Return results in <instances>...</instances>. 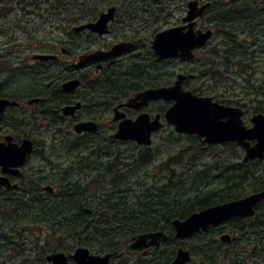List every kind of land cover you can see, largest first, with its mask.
I'll use <instances>...</instances> for the list:
<instances>
[{
	"label": "trees",
	"instance_id": "1",
	"mask_svg": "<svg viewBox=\"0 0 264 264\" xmlns=\"http://www.w3.org/2000/svg\"><path fill=\"white\" fill-rule=\"evenodd\" d=\"M170 1L160 2L161 12L158 20L165 17L164 12L168 16L174 9L171 7L172 4H169ZM86 3L84 0H53V18L40 21L53 23L59 27L58 30L61 34L69 35L71 33L69 28L92 22L101 12L96 8L92 9L93 7ZM156 3L159 5V1ZM211 5L207 20L210 21L211 19V23L220 36L222 46L220 48L213 47L209 52L202 54V57L204 56L201 62L202 70L198 74L203 80H212L214 73L224 67L225 73L229 75L237 71L239 75L237 80L240 81L241 87L245 88L252 79V75H247V72L256 70L259 56L264 54L263 48L257 43L258 38H261V43L264 45V36H261L258 29L256 31L255 26H253L254 24L259 25L257 22L260 21V18L249 21L250 18L245 17H249L250 13L255 11V7L250 5L247 9H242V5H237L234 0H211ZM158 9L155 10L154 8L153 13H157ZM7 10L8 8L5 7L0 12ZM256 11L264 14L262 9ZM256 11L255 13H257ZM258 15L260 16V13ZM152 16L153 20L156 21L155 15ZM231 25H237L243 30H247L246 34L241 35L243 38L240 36L242 44L246 47L238 41L236 33L229 29ZM242 40H251L253 45L247 46ZM53 44L55 45V42ZM134 63L138 67L141 66L139 69L144 73V81L152 80L154 79L153 76L158 74L156 68L155 70L148 69V59ZM131 64L134 65L127 62L105 77L107 78L105 90L107 96L117 95L123 85L129 81L133 82L129 78V72H133ZM139 79L141 80V77ZM237 80L233 79L234 87L238 85ZM154 84L159 86L163 84V81L155 79ZM257 86L254 88V92L264 95V80H260ZM235 102L239 103L240 101L235 100ZM253 110L264 112V106L261 103ZM191 140L197 139L191 138ZM65 149L64 156L69 159L68 166L63 170L57 168L52 177L45 178L43 175H39L27 178L22 176V181L16 190L8 191L0 188V245L4 246L7 237L14 234L15 224H21L20 227H23L24 230H31V235L39 238L35 239L36 243H44L40 248V260L32 261L29 264H45L44 257L46 254L57 251L70 253L74 248L80 246L96 253H111L113 262L116 260L119 264H128L123 260L127 255H130L129 244L137 234L153 230H164L171 233L169 227L171 219H185L196 210L202 209L201 207L214 202L213 196L215 195L212 193L202 197H199V193H196V196H187V192L195 186L194 178L188 185L178 177L158 178L162 172L156 173L152 177L147 175L146 168L152 162L151 147L143 148L131 143H117L109 138L104 141L100 138L88 140L75 137L73 143ZM201 150L198 143L187 145L177 154L175 159L188 158L189 162L193 157L196 159L206 157L207 153ZM171 161L173 159L165 164L163 172L174 170ZM194 164L187 163L186 167H191ZM199 172L203 174L207 171L199 170ZM86 177H92L91 181H86ZM156 179L158 180L156 181ZM42 181L53 183L55 190L53 195L44 194L40 191L39 187ZM117 183L119 184L117 185ZM97 187H99L97 192L100 195L97 194L96 196L94 189ZM256 187L257 184L252 186L250 183L249 191L255 190ZM244 192L241 187L233 185L229 191L225 192L226 200L239 198ZM116 196L119 197L116 198ZM194 197L195 199H193ZM113 198L116 199L115 202ZM119 202L120 204L117 205L116 203ZM13 214L16 216L14 215V217ZM118 217H121V220ZM9 219L11 223L12 221L15 222L12 224L7 222ZM6 225L13 230L11 233L5 232L8 229ZM35 228H38L39 232L32 230ZM40 228H44L45 232L42 233ZM15 234L18 238L21 237L20 233ZM21 239L23 238L21 237ZM9 240L11 241V238ZM198 240L199 243L195 246L197 250L201 248L203 253L207 254L202 253L204 260L210 264L215 263L216 260L209 255L210 247L213 246L211 239L208 236H203L199 237ZM16 244L18 243L9 248V254L20 248ZM173 248L174 245H170L169 256H165L155 264H168L172 253H174ZM5 250L8 249L5 248ZM123 252L125 256L119 257V254ZM22 253L24 252L22 251Z\"/></svg>",
	"mask_w": 264,
	"mask_h": 264
},
{
	"label": "water",
	"instance_id": "2",
	"mask_svg": "<svg viewBox=\"0 0 264 264\" xmlns=\"http://www.w3.org/2000/svg\"><path fill=\"white\" fill-rule=\"evenodd\" d=\"M210 4L198 5L197 0H192L187 4V14L182 19L186 25L171 28L157 33L152 41L151 48L154 53L162 59L180 58L189 60L193 58V51L202 48L211 37V32H194V20L202 17ZM115 9L111 8L106 13H102L94 23H89L75 27L77 32L85 29L103 34L107 32V24L113 20ZM130 44H119L112 48L109 53L97 52L88 57L87 61L102 60L107 57H116L126 51ZM53 59L55 57L53 56ZM185 77L178 75L173 86L149 89L137 94L125 106L130 108H139L146 106L151 101H170L173 106L166 112L165 119L171 124L175 131L184 134H196L205 138V142L217 144L227 141H235L246 151L244 161L255 158H262L264 154V117L257 116L252 119L254 127L246 130L241 123V113L236 109L225 108L213 104L211 99H199L190 92H184L181 88ZM76 82L67 83L63 86L66 91H71ZM4 103L0 101V112ZM75 108H66L63 111L65 116L72 115ZM123 117V116H122ZM120 118L116 114L114 120ZM226 118V122L221 119ZM160 129L157 121L149 122L147 115H140L135 120H124L119 125V130L114 135L118 140L135 141L138 145L149 146L151 144V133ZM97 125L93 122H81L74 126L77 134L83 132H95ZM256 139V146L250 148L246 140ZM33 152L30 142L24 141L21 145L12 144L11 138H5V143H0V168L1 173H8L11 176H18V167L25 163L28 154ZM0 186L15 188L11 186L5 177L0 178ZM48 193L52 192L49 187L44 188ZM264 201V191L260 194L237 201L228 206L208 209L198 214L191 215L185 221L174 220L172 227L175 231V239L191 237L194 234L206 231L210 224L218 223L223 219L234 216H247L252 213V207ZM168 237L161 232L139 235L131 244L132 249L157 246L159 242L167 241ZM224 238L223 241H227ZM68 259H72L77 264H108L110 255L104 257L90 255L87 249L79 248L73 255L66 257L63 253H56L46 258L53 264H68ZM190 260L188 252L179 249L177 256L171 264H186Z\"/></svg>",
	"mask_w": 264,
	"mask_h": 264
},
{
	"label": "flooded vegetation",
	"instance_id": "3",
	"mask_svg": "<svg viewBox=\"0 0 264 264\" xmlns=\"http://www.w3.org/2000/svg\"><path fill=\"white\" fill-rule=\"evenodd\" d=\"M10 1L16 3L19 11L25 16L36 19L53 18V0ZM247 1L249 2L250 0ZM5 2L6 0H0V10L5 8ZM109 7L111 6H108V8ZM115 8L116 14L113 23L117 26L122 24V27L112 39H108L107 37V35L110 34L112 36V33H108L106 36H99L90 32L84 34L82 39L72 38V41L76 43L80 41L85 42L83 46L85 50L84 56H88L95 51H108L113 45L122 42H130L132 44L138 42L139 46H143L141 44L143 40L137 35L140 34L141 30L123 24L125 20H132L133 16L130 18L132 12L128 10L123 11L124 8L118 5H116ZM11 46L14 47L11 48ZM76 48V45H68L62 48L64 50L59 54V51L56 52L55 50L53 52V43L51 41L40 43V45L32 44L28 41L22 46L7 44L0 50V99L9 102V105H7L1 113V124L10 125L7 127L8 129L21 128L20 131L31 136L32 141L37 143L39 140H42L41 137L44 131H53V120L58 124L62 122L65 124L72 121L75 125L79 123L80 118L75 119L79 114L101 115L110 108V110L113 111L115 107L124 105L129 99L133 98L136 93L153 88L141 82L144 79V73L139 68L137 72L135 65L131 64L133 72H129V78L132 79L133 82L129 81V83L127 82V84L122 86V89L118 92V99L108 101L111 95H106L105 77L115 69L123 66V63L132 56L134 49L122 54L115 60L108 59L100 62L86 63L77 67L75 66V61L79 56L77 55V50H75ZM141 49L143 53L145 49ZM53 54L57 56V60L61 58V55L67 57L64 64L69 66V68L65 71L66 76L64 80L70 81L78 79L80 83L73 92L66 93L62 90V82L65 81H61L62 77H58L59 73L56 68L53 67V59L41 58L44 55L53 57ZM149 61L147 63L148 69H154ZM158 61L159 60H157V62ZM160 62L162 61L160 60ZM128 63H130V61H128ZM162 69L163 67H161V72L164 73ZM140 77L141 80L139 79ZM166 86L168 85H161L160 87ZM160 103L164 102H151L146 107H141L139 109L122 107L119 111L129 119H133L142 113H147L153 119L154 115L161 117L160 115L165 109L156 106V104ZM76 105H79V108L73 116H70V120H67L64 116L62 118L58 114L60 112L62 113L65 107H74ZM118 123L119 122H113V124L109 123L110 128L116 130ZM227 144L231 146H227V149L224 148L223 152H229L231 155L234 152L237 158H241L239 154L240 152L243 153L241 148L235 143ZM41 145L44 146V141L41 142ZM215 190L218 191V189ZM259 207H261L258 209L259 218L262 217V219H260V235L257 236V238L261 242L264 241V206L260 205ZM227 226L228 225H222L220 228L213 230V236L220 237L225 234L232 237L231 235L235 233L237 239H242L240 241L244 242L243 235L238 227L235 228L236 231L234 232V229H228L226 228ZM233 242L234 241H232L231 244ZM217 245L218 244H215V246ZM224 245L227 244H220V246ZM226 252H228V249ZM213 256L215 259H220L223 264H233L229 256L225 255L224 252H220V255L219 253H213ZM253 260L255 262L257 261L256 259ZM262 260H264V256ZM235 264H246V260H238Z\"/></svg>",
	"mask_w": 264,
	"mask_h": 264
},
{
	"label": "rangeland",
	"instance_id": "4",
	"mask_svg": "<svg viewBox=\"0 0 264 264\" xmlns=\"http://www.w3.org/2000/svg\"><path fill=\"white\" fill-rule=\"evenodd\" d=\"M156 1H159V5H157ZM202 1H206V0H202ZM93 2L95 3L89 2V5H88L90 7L94 6L92 9L96 8V10L104 11L110 5L119 4L120 7L124 8L123 9L124 11L128 10L129 12H132L130 14V18L133 15H138V18L135 21H132V26L137 27L139 30H141L140 34L138 35L144 41L146 48H148L149 45L148 43L146 44V40L147 39L150 40L153 33L171 28L179 24L178 22H180L182 16L184 15L183 8L185 7L187 0H171L169 4L170 5L172 4L171 7L174 9L170 12V14L165 20H160V21L158 20V18L160 17V12H161L160 2H166V0H93ZM4 7H7L8 10L5 12H0V50L4 48L7 44L22 46L28 41H30L32 44H39V45L40 43L49 42V41H51L52 43L57 42L58 45L65 44L69 41L68 36L66 37L63 32H62L63 34L59 32L58 26L50 25L47 22L42 23L39 19L37 20L36 18L25 16L19 11L18 5L16 3H13L10 0H6V2L4 3ZM154 8L155 10L159 8L157 13H153ZM142 10L144 11L142 12ZM153 14L155 15L157 19L156 21H153L152 19ZM258 14L259 12L255 13L254 11L250 13L249 17H245V18H250L249 19L250 21L252 19H258L259 17L260 21L257 22L259 23V25L254 24L253 26H255L256 31L258 29V32H260L261 29L264 30V26L261 25L262 17L264 15L259 16ZM127 22H129V20ZM202 23L205 26L207 25L205 21H202ZM21 28L24 29L25 31H23ZM117 28L118 27L116 25L113 26L112 34L116 33ZM69 29L71 30L72 28H69ZM14 31H18V32H14ZM107 37L110 38L111 34L107 35ZM241 38H243V36H241ZM12 47L14 46H11V48ZM60 47H63V46L61 45ZM167 65H169V67H167V72L169 73V80L171 81L174 80L175 73L177 74V73L182 72V73L198 74V72L202 69L201 61H196L190 64L188 63L186 64L167 63ZM262 69H264V67H262ZM259 71L261 72L260 69ZM219 72L225 73L226 70L224 69V67H221L219 69ZM261 75L262 74L260 73L256 75L255 77H253L251 81L249 82V84L245 86V88L241 87L239 80H237L238 85L236 87L230 88L227 85V83H224V82H219L217 84H214L212 81L204 82L201 79L187 82L186 84L187 87L185 88H187L188 90L194 89L199 94H213L218 97L232 96L234 100L244 101L246 103V107L249 113L251 114L254 108L259 106L261 102H264V96L262 95L258 96L254 92V88H257L259 81L262 80L260 78ZM159 81H162V80H159ZM110 118H111V115L110 116L106 115V117L103 118V120L101 119L100 124H102L104 128H108V123H110ZM42 141H44L46 145V155H45L46 159L49 158L51 160H54V159L56 160V158L58 157L57 160L59 162H62L63 165L66 166L67 164L64 163L61 160V158L57 155L58 153H61L64 155L65 152L63 151V149L61 147H58V145H56L55 142H53L50 138H48L46 133H43V139L40 140V142ZM187 145H192V144L190 143L189 139L186 138L185 136H178V135H171V134L170 135H165V134L157 135L154 140V144L151 148L152 162L146 168L147 175L152 177V175L162 172V174L158 178H168L171 176H173L174 178L178 177L179 179L183 180L185 183L190 185L191 182L193 181V178L195 177V174L198 173L200 168H202V171L204 170L207 171L202 174L204 176H209L210 172L212 173L211 175L215 174L214 160H211L210 157H204L202 159H195V157H193V159L189 162L186 158L185 159H182V158L175 159L177 154ZM170 159L171 160L173 159V161L171 162L174 165L173 166L174 170H172L171 172L170 171L163 172L162 170L165 169V164ZM190 162L195 163V164L187 168L186 165L187 163H190ZM45 165H46L45 162L41 161L38 157H35L32 159V161L28 165V170L41 168V167H44ZM261 166L264 167V163H262ZM257 168H260V166L252 165V169L257 170ZM216 177L221 178L222 174H217ZM90 178L92 179V177ZM203 179L210 181L208 177L203 178ZM157 180L158 179H156V181ZM222 182H223L222 180H217V185H221ZM201 187H204V186H201ZM97 191H99V187L94 189L96 196L97 194H99ZM187 196H196V191L194 189L189 190ZM193 199H195V197ZM20 226L21 224L16 225V227L19 228V230L21 231L20 236L23 239H21V237L18 238L16 234H11L7 237L8 240L6 239L4 241V246L0 245V264H29L32 261L40 260L41 258L40 248L41 246H43L44 243L43 242L36 243L35 239H39V238H37L34 235H31V230L30 231L24 230V228ZM9 230L10 228L6 229L5 231H9ZM14 230L16 229L14 228ZM32 230L39 232L38 228H35ZM40 231L44 233L45 229L40 228ZM37 232L36 234H38ZM10 238H11V241L9 240ZM17 242L19 243L18 245L20 246V248L16 252H12L11 254H9V250H10L9 248H11ZM195 245H196L195 240H186V241L176 242V248L180 246L184 247L190 250L192 254L195 249ZM4 247L8 250H5ZM163 248H165V246L160 248L161 249L160 253L164 251ZM22 251L24 253H22ZM18 252H20V254H17ZM91 253L95 254L93 251H91ZM166 255L169 256L168 249H167ZM154 259H156L155 263H158V261L161 260L159 255H156V254L150 260H154ZM123 262L128 263V264H145L142 261L140 262L137 256L134 254L128 255L123 260ZM113 264H119V262L115 261Z\"/></svg>",
	"mask_w": 264,
	"mask_h": 264
},
{
	"label": "bare ground",
	"instance_id": "5",
	"mask_svg": "<svg viewBox=\"0 0 264 264\" xmlns=\"http://www.w3.org/2000/svg\"><path fill=\"white\" fill-rule=\"evenodd\" d=\"M118 2H119V1H118ZM17 9H18V8H17ZM253 12H254V11H253ZM51 13H52V12H51ZM262 16H263V15H262ZM19 87H20V86H19ZM20 89H21V88H20ZM54 96H55V94H54ZM57 97H59V96H57ZM106 148H107V147H106ZM198 149H199V148H198ZM54 150H55V149H54ZM131 150H132V149H131ZM182 150H183V149H182ZM69 151H70V150H69ZM199 152H200V151H199ZM198 154H199V153H198ZM187 159H188V158H187ZM195 159H196V158H195ZM211 160H212V159H211ZM99 164H100V163H99ZM84 165H85V164H84ZM100 165H101V164H100ZM110 166H111V165H110ZM93 169H94V168H93ZM96 169H97V168H96ZM105 170H106V169H105ZM107 170H108V169H107ZM160 172H161V171H160ZM200 172H201V171H200ZM61 174H62V173H61ZM104 174H105V173H104ZM201 174H202V173H201ZM207 174H208V173H207ZM87 175H88V174H87ZM100 175H101V174H100ZM195 175H196V174H195ZM216 176H217V175H216ZM193 177H194V176H193ZM86 179H87L86 181H89L91 178H90V177H86ZM162 180H163V179H162ZM90 181H91V180H90ZM108 181H109V180H108ZM66 183H67V182H66ZM82 183L85 184V182H82ZM118 184H119V183H117V185H118ZM65 185H66V184H65ZM68 185H69V184H68ZM73 185H74V184H73ZM97 186H98V185H97ZM112 186H113V185H112ZM112 186H111V187H112ZM177 186H178V184H177ZM252 186H253V184H252ZM64 187L66 188V186H64ZM84 187H86V186H84ZM111 187H110V188H111ZM114 188H116V187H114ZM127 188H128V187H127ZM171 188H172V187H171ZM174 188H175V187H174ZM251 188H252V187H251ZM253 188H254V187H253ZM111 189H112V188H111ZM176 189H177V188H176ZM71 190H72V188H71ZM113 191H114V190H113ZM109 192H110V191H109ZM187 193H188V192H187ZM108 194H109V193H108ZM124 194H125V193H124ZM104 195H106V194L104 193ZM112 195H113V194H112ZM112 195H111V196H112ZM213 195H215V194H213ZM106 196H108V195H106ZM149 196H150V195H149ZM117 197H119V196H116V198H117ZM80 199L82 200V198H79V200H80ZM108 199H110V198H108ZM113 200H114V202H115L116 199L113 198ZM117 200H118V199H117ZM105 201H106V200H105ZM89 202H90V201H89ZM112 202H113V201H112ZM103 203H104V202H103ZM82 204H83V203H82ZM116 204L118 205V204H120V202H119V203H116ZM116 204H114V205H116ZM117 205H116V206H117ZM85 206H86V205H85ZM92 206H93V205H92ZM13 207H14V204H13ZM17 207H19V206H17ZM41 207H42V206H41ZM133 207H134V205H133ZM148 207H149V206H148ZM15 208H16V206H15ZM37 208H38V207H37ZM136 208H137V207H136ZM136 208H135V209H136ZM260 208H261V207H260ZM262 208H263V207H262ZM19 209H20V208H19ZM19 209H18V210H19ZM147 209H148V208H147ZM14 210H15V209H14ZM18 210H17V211H18ZM123 210H124V209H123ZM90 211H91V210H90ZM124 211H125V210H124ZM147 211H148V210H147ZM196 211H197V210H196ZM132 212H133V211H132ZM15 213H16V212H15ZM121 213H122V212H121ZM126 213H127V211H126ZM17 214H18V212H17ZM123 214H124V213H123ZM127 214H128V213H127ZM129 214H130V213H129ZM14 215H15V214H13V216H14ZM148 215H149V214H148ZM15 216H16V215H15ZM15 216H14V217H15ZM123 217H124V216H123ZM125 217H126V216H125ZM69 218H70V217H69ZM116 218H117V217H116ZM120 218H121V217H120ZM120 218L118 217V219H120ZM260 219H262V217H261ZM120 220H121V219H120ZM136 220H137V219H136ZM148 220H149V219H148ZM2 221H3V220H2ZM4 221H5V220H4ZM6 221H7V220H6ZM110 221H111V220H110ZM118 221H119V220H118ZM7 222L11 223V222H10V219H9V221H7ZM14 222H15V221H14ZM14 222L12 221V223H14ZM112 222H113V220H112ZM115 222H116V221H115ZM125 222H126V221H125ZM125 222H124V223H125ZM131 222H132V221H131ZM140 222H141V221H140ZM12 223H11V224H12ZM109 223H110V222H109ZM117 223H118V222H117ZM133 223H134V221H133ZM2 224H3V222H2ZM2 224H1V225H2ZM7 224H8V223H7ZM55 224H56V223H55ZM55 224H54V225H55ZM121 224H122V223H121ZM134 224H135V223H134ZM9 225H10V224H9ZM9 225H8V226H9ZM16 225H17V224H15V226H16ZM116 225H117V224H116ZM118 225H119V224H118ZM118 225H117V226H118ZM113 226H114V224H113ZM2 227H3V226H2ZM2 227H1V228H2ZM6 227H7V225H6ZM13 227H14V226H13ZM3 228H4V227H3ZM7 228H8V227H7ZM5 229H6V228H5ZM13 229H14V228H13ZM15 229H16V228H15ZM118 229H119V228H118ZM118 229H117V231H118ZM20 233H21V231H20ZM263 235H264V234H263ZM206 237H207V236H206ZM263 237H264V236H263ZM231 239H232V237H231ZM240 240H242V239H240ZM209 241H210V240H209ZM232 241H234V240H232ZM206 243H207V242H206ZM210 243H211V242H210ZM210 243H209V245H210ZM211 244H212V243H211ZM115 246H116V245H115ZM125 247H126V246H125ZM185 247H186V246H185ZM208 247H209V246H208ZM208 247H207V248H208ZM112 249H113V248H112ZM209 252H210V251H209ZM207 253H208V252H207ZM203 254H206V253H203ZM206 255H207V254H206ZM209 255H210V254H209ZM217 255H218V254H217ZM208 257H209V256H208ZM208 257H207V258H208ZM215 257H216V256H215ZM125 258H126V257H125ZM205 258H206V257H205ZM209 258H210V257H209ZM115 261H116V260H115Z\"/></svg>",
	"mask_w": 264,
	"mask_h": 264
}]
</instances>
